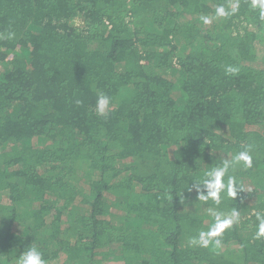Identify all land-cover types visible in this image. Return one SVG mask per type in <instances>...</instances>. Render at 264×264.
Wrapping results in <instances>:
<instances>
[{"label":"trees","instance_id":"16d2710c","mask_svg":"<svg viewBox=\"0 0 264 264\" xmlns=\"http://www.w3.org/2000/svg\"><path fill=\"white\" fill-rule=\"evenodd\" d=\"M262 221L259 0H0V264H264Z\"/></svg>","mask_w":264,"mask_h":264},{"label":"clouds","instance_id":"9594fccd","mask_svg":"<svg viewBox=\"0 0 264 264\" xmlns=\"http://www.w3.org/2000/svg\"><path fill=\"white\" fill-rule=\"evenodd\" d=\"M259 6L264 8V0H259ZM221 14H223V9L219 10ZM228 73H236L238 69L235 67H228L226 69ZM79 103V101H77ZM110 103V98L106 95H99L97 98V105H98V113L101 116H106L107 112L105 109ZM243 161L246 165H251V157L248 155L247 151L239 152L232 161H224L220 166L213 167L210 170L205 172V179L203 180L202 184L206 191V194H200V197L207 200L208 198H212L217 203H219L220 192L223 191L226 187L229 190L230 195H234L233 186L234 180L232 177H229L228 185L226 186L224 183V177L227 174L229 168L234 163H239ZM216 216L217 220L220 219L219 215L213 213ZM239 216V213L234 209L231 213V217L224 219L220 222V228L223 229L224 227L230 225L233 222V218ZM261 232H264V221L261 223ZM18 264H45L42 253L38 250L37 247L32 246L27 248L26 250L22 251L18 257Z\"/></svg>","mask_w":264,"mask_h":264},{"label":"rangeland","instance_id":"374dc122","mask_svg":"<svg viewBox=\"0 0 264 264\" xmlns=\"http://www.w3.org/2000/svg\"><path fill=\"white\" fill-rule=\"evenodd\" d=\"M225 253H226L227 255H229V256H231V255L235 256V255L237 254V251H236L235 248L232 247L231 249L226 250ZM232 259H233V257H232Z\"/></svg>","mask_w":264,"mask_h":264}]
</instances>
